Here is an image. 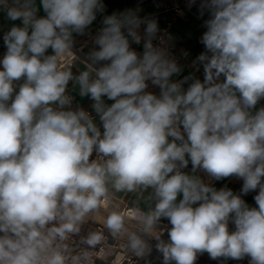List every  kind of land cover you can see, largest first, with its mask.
Wrapping results in <instances>:
<instances>
[{"label":"clouds","instance_id":"9594fccd","mask_svg":"<svg viewBox=\"0 0 264 264\" xmlns=\"http://www.w3.org/2000/svg\"><path fill=\"white\" fill-rule=\"evenodd\" d=\"M105 11L104 0H0L21 22L0 60V264H93L109 248L128 264H152L153 250L161 264L205 253L264 264V0H199L204 51L192 64L203 80L173 79L183 68L157 19ZM98 14L82 59L75 36L90 35ZM77 62L86 68L74 74ZM70 82L102 130L73 107ZM233 177L239 192L214 186ZM137 191L154 206L131 227L108 205ZM251 192L255 206L243 199Z\"/></svg>","mask_w":264,"mask_h":264},{"label":"crops","instance_id":"0c3cea01","mask_svg":"<svg viewBox=\"0 0 264 264\" xmlns=\"http://www.w3.org/2000/svg\"><path fill=\"white\" fill-rule=\"evenodd\" d=\"M179 0H153L150 1L142 6L137 7L134 10H137L138 15L141 17L147 16L150 18H155L158 21L159 27L162 30L163 27L167 24L170 19V14L164 11V8L168 5L173 4L174 2ZM40 15H43L42 9L39 12ZM204 19H207V15L203 18L199 16L197 10V16L189 15L186 18H179L176 20L172 25V43L175 46L176 52L178 55L182 56L183 58L180 60L179 64L183 68V72L179 77H173L176 79H182L183 76L192 74L195 78H199L203 80V71L194 72L192 69L189 68L188 64L192 62L196 56L204 51L203 45L199 42L200 36L205 31L203 26ZM20 25V21H9L6 18V15L0 12V47H5L3 41V35L6 31L10 29L13 25ZM93 47L92 43L85 49L86 54L90 51ZM141 48V46H140ZM142 50V48H141ZM184 52H187L188 55L184 56ZM86 66L77 62L75 65V71L85 70ZM203 70L202 67H200ZM187 87V85H185ZM69 94L75 97L73 102V107H80V108H87L92 106L93 101L90 97H81L79 95L78 88L70 82L68 88ZM106 103L111 104L113 101H108L106 98ZM264 105V100L260 102L257 107ZM191 164L189 163L188 168L185 171L190 172ZM203 178V173H199ZM205 179V178H204ZM243 181L236 179V178H228V180L224 183L223 186L227 185V187L231 188L234 192H239ZM222 186V187H223ZM117 195L121 196L126 194V197L138 208L142 209L146 213L150 212L153 209L154 201L151 198L150 192L141 191V193H126V192H119L116 193ZM256 192H251L248 195L244 196L243 199L250 205L255 206V201L253 197L256 195ZM162 220H166L163 219ZM167 221V220H166ZM152 264H161L158 261H152ZM196 264H248V260L245 259L243 261H233L229 260L227 262L212 260L209 256L205 253L199 256Z\"/></svg>","mask_w":264,"mask_h":264},{"label":"built area","instance_id":"2783aa9c","mask_svg":"<svg viewBox=\"0 0 264 264\" xmlns=\"http://www.w3.org/2000/svg\"><path fill=\"white\" fill-rule=\"evenodd\" d=\"M187 4H188V0H179L164 8V11L170 14V19L165 25V27L162 28L161 33H160V35H163L165 37L168 43L169 50L171 51L172 55L177 59L178 63L183 57L177 54L174 44L172 43L171 40H168V37L170 36L172 39L171 29H172L173 23L176 20H178L179 18H186L189 15L197 16L199 0H197V5L193 6L191 9L187 7ZM97 29L91 31L90 35H85L81 37L80 39L76 40V46L74 48V51H76L77 55L80 56L82 59L86 57L85 49L91 44V39L96 34ZM154 43H158V41H154ZM133 47L136 48L138 51H141L140 45H133ZM81 48H82V51L80 50ZM5 52H6V47H0V60H2ZM188 66L194 72H198L196 71V66H193L192 62H190ZM199 71H203V70H201L200 68ZM174 80H176V78H174ZM148 90L153 91L157 94L159 93L158 88H153L151 86ZM72 97H73V102H74L75 97L73 95ZM84 110L92 114V116L95 118L96 123L101 127V130H102V125H100L99 117L96 116L92 107L91 106L87 107ZM92 158H95V153H93ZM204 178L207 179L205 175H204ZM132 193H141V191L132 192ZM108 208L116 209V210H119L125 213L131 227L136 226V221L138 217L147 214L145 211H143L142 209L134 205L126 197V194L119 196L116 193H114L112 201L108 205ZM106 214L107 212L105 211L104 215ZM102 221H103V216L97 217V224L90 221L88 224L84 226L83 233L86 234L89 228L99 227L100 226L99 224H102ZM163 225H167L168 227H170V225L168 224V221L166 220H162V226ZM166 234L167 233L165 232V235ZM114 243L115 241L109 238V244L112 245ZM152 243L154 244L155 242L153 241ZM158 257H159V254L156 255L153 261L161 262V258H158ZM131 259L133 262H135V264H141L143 262V260H139L137 262V258L135 257H132ZM93 264H128V260L118 248H109L107 251H101V252L94 253L93 254Z\"/></svg>","mask_w":264,"mask_h":264},{"label":"water","instance_id":"95a60500","mask_svg":"<svg viewBox=\"0 0 264 264\" xmlns=\"http://www.w3.org/2000/svg\"><path fill=\"white\" fill-rule=\"evenodd\" d=\"M150 1H153V0H104V3L106 5V11L103 15H110L113 12H121V11H124V10L129 9V8L134 10L137 7L142 6V5H144ZM102 18H103V16L98 14L97 19L90 26L91 31L101 27ZM81 37H83V36H75V39L77 40V39H80ZM47 54H51V49L48 50ZM227 180H228V178H226L222 181H217V182H215L214 186L217 189H219L224 185V183ZM167 238L168 237L166 234L164 239H167ZM157 254L158 253L155 250H153V253L149 259H151L153 261ZM141 264H144V261Z\"/></svg>","mask_w":264,"mask_h":264}]
</instances>
